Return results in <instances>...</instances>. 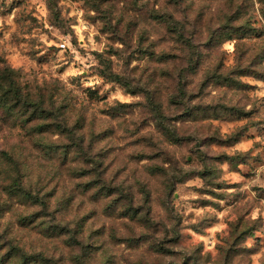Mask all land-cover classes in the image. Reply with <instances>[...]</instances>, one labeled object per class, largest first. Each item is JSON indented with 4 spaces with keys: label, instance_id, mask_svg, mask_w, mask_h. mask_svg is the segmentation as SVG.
Segmentation results:
<instances>
[{
    "label": "rangeland",
    "instance_id": "obj_1",
    "mask_svg": "<svg viewBox=\"0 0 264 264\" xmlns=\"http://www.w3.org/2000/svg\"><path fill=\"white\" fill-rule=\"evenodd\" d=\"M6 66L0 264H264V0H0Z\"/></svg>",
    "mask_w": 264,
    "mask_h": 264
},
{
    "label": "trees",
    "instance_id": "obj_2",
    "mask_svg": "<svg viewBox=\"0 0 264 264\" xmlns=\"http://www.w3.org/2000/svg\"><path fill=\"white\" fill-rule=\"evenodd\" d=\"M101 62L104 65V67L100 70V74L102 76H104L109 81H115L130 88V82L126 77L113 71L111 64L109 62L104 63L105 61L103 58H101ZM0 73V104L4 109H6L8 112H12L15 110L19 111L21 107L29 111L31 110V113L36 117H47L49 109L44 105V102L41 100V98L36 96L34 97V95L31 93L25 94L23 92V89L19 84L17 71L15 69L6 66L0 70ZM3 154L8 159L15 160L13 159L12 155L6 151H3ZM16 186L18 189H21V195L29 198H35L37 200V196L34 197L31 192H28V190H26L24 187H21L20 180H17ZM33 259L36 260L37 258ZM24 262L27 263L28 260Z\"/></svg>",
    "mask_w": 264,
    "mask_h": 264
}]
</instances>
